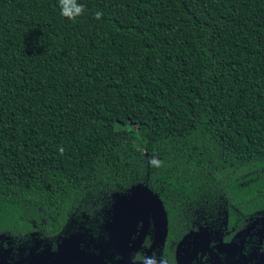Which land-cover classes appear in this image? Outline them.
<instances>
[{
  "label": "trees",
  "instance_id": "16d2710c",
  "mask_svg": "<svg viewBox=\"0 0 264 264\" xmlns=\"http://www.w3.org/2000/svg\"><path fill=\"white\" fill-rule=\"evenodd\" d=\"M78 3L72 21L0 0V240L54 236L137 184L168 210L254 209L264 0Z\"/></svg>",
  "mask_w": 264,
  "mask_h": 264
},
{
  "label": "flooded vegetation",
  "instance_id": "af4514ba",
  "mask_svg": "<svg viewBox=\"0 0 264 264\" xmlns=\"http://www.w3.org/2000/svg\"><path fill=\"white\" fill-rule=\"evenodd\" d=\"M141 202V209L112 208L54 236L4 238L0 264H264V193L254 209Z\"/></svg>",
  "mask_w": 264,
  "mask_h": 264
},
{
  "label": "clouds",
  "instance_id": "9594fccd",
  "mask_svg": "<svg viewBox=\"0 0 264 264\" xmlns=\"http://www.w3.org/2000/svg\"><path fill=\"white\" fill-rule=\"evenodd\" d=\"M58 5L60 8V14L68 20L75 21L78 17L82 16L85 11V6L78 3V0H58ZM103 13L101 11H96L94 18L101 19ZM61 154H63V149L61 148ZM151 164H157L158 162L153 159L150 161Z\"/></svg>",
  "mask_w": 264,
  "mask_h": 264
},
{
  "label": "water",
  "instance_id": "95a60500",
  "mask_svg": "<svg viewBox=\"0 0 264 264\" xmlns=\"http://www.w3.org/2000/svg\"><path fill=\"white\" fill-rule=\"evenodd\" d=\"M134 194H137L139 197L143 196L144 201H148V202L152 203L153 200L148 199V197H149L148 195H150L151 197H153V199L157 203L158 207L162 208L161 202L158 201L157 197L148 188H146L145 186L138 185L131 190V196L118 200L116 202V205L114 206V209L129 207L132 203ZM144 195H146L148 197H146Z\"/></svg>",
  "mask_w": 264,
  "mask_h": 264
},
{
  "label": "rangeland",
  "instance_id": "374dc122",
  "mask_svg": "<svg viewBox=\"0 0 264 264\" xmlns=\"http://www.w3.org/2000/svg\"><path fill=\"white\" fill-rule=\"evenodd\" d=\"M133 131H135V132L137 133V132H139V128H138V127H135V128L133 129ZM138 185H140V184H137V185L131 187V189L129 190V193H128V195H127L126 197L131 196V190H132L133 188H135L136 186H138ZM140 186H141V185H140ZM144 196H146V195H144ZM148 196H149L150 198H149ZM148 196H146V197H148L149 200H153V201H154L153 197H151L150 195H148ZM141 200H144V197H143V196L139 197L137 194H134V195H133L132 203H131V205H130L129 207L118 208L117 210H118V212H122V211H126V210L141 209V208H142V205H141L142 202H141ZM153 201H152V203H153ZM154 202H155V201H154ZM155 203H156V202H155ZM113 208H114V207H113Z\"/></svg>",
  "mask_w": 264,
  "mask_h": 264
}]
</instances>
